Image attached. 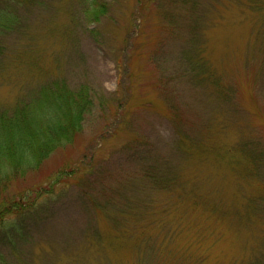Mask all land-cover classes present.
I'll use <instances>...</instances> for the list:
<instances>
[{
  "label": "rangeland",
  "instance_id": "obj_1",
  "mask_svg": "<svg viewBox=\"0 0 264 264\" xmlns=\"http://www.w3.org/2000/svg\"><path fill=\"white\" fill-rule=\"evenodd\" d=\"M0 11L18 21L0 114L48 85L93 102L73 143L0 185V264H264V0Z\"/></svg>",
  "mask_w": 264,
  "mask_h": 264
},
{
  "label": "trees",
  "instance_id": "obj_2",
  "mask_svg": "<svg viewBox=\"0 0 264 264\" xmlns=\"http://www.w3.org/2000/svg\"><path fill=\"white\" fill-rule=\"evenodd\" d=\"M106 13V4L95 1L85 15L90 22H98ZM16 24V18L0 11V29L8 32ZM41 90L12 116L0 114V185L36 170L52 153L73 143L83 130L86 115L92 112L85 85L77 89L48 85Z\"/></svg>",
  "mask_w": 264,
  "mask_h": 264
}]
</instances>
